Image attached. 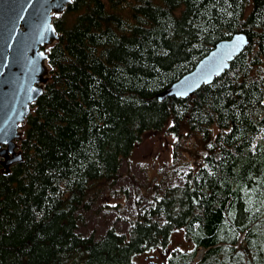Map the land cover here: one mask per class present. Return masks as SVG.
Returning <instances> with one entry per match:
<instances>
[{"label":"trees","instance_id":"16d2710c","mask_svg":"<svg viewBox=\"0 0 264 264\" xmlns=\"http://www.w3.org/2000/svg\"><path fill=\"white\" fill-rule=\"evenodd\" d=\"M53 24L22 159L0 170V264H136L175 228L192 247L165 264H264V0H70ZM237 31L249 42L228 68L185 97H158ZM163 128L175 158L185 133L202 151L137 198L124 230H82L122 159Z\"/></svg>","mask_w":264,"mask_h":264},{"label":"water","instance_id":"95a60500","mask_svg":"<svg viewBox=\"0 0 264 264\" xmlns=\"http://www.w3.org/2000/svg\"><path fill=\"white\" fill-rule=\"evenodd\" d=\"M69 2L0 0V170L8 171L12 163L22 159L18 144L23 133L21 125L48 80L45 48L58 37L53 17ZM248 42L243 31L217 41L193 69L159 92L158 97L192 94L228 68L230 60Z\"/></svg>","mask_w":264,"mask_h":264},{"label":"rangeland","instance_id":"374dc122","mask_svg":"<svg viewBox=\"0 0 264 264\" xmlns=\"http://www.w3.org/2000/svg\"><path fill=\"white\" fill-rule=\"evenodd\" d=\"M184 135L180 141L181 146L175 143L176 152L180 150L181 155L180 158H175L174 135L165 128L145 132L141 140L122 159L117 182H111L93 200L90 207L83 211L85 223L81 225L82 230L99 234L111 224L124 230L127 226L126 220L134 214L137 198L153 193L157 182L165 184L176 181L177 172L184 162H192L196 154L202 151L201 142L195 134ZM191 247L183 228H175L170 234L168 247L138 253L134 260L136 264H165L172 248ZM199 251H202V255L204 248L197 249L195 260H198Z\"/></svg>","mask_w":264,"mask_h":264},{"label":"snow or ice","instance_id":"6c2138e0","mask_svg":"<svg viewBox=\"0 0 264 264\" xmlns=\"http://www.w3.org/2000/svg\"><path fill=\"white\" fill-rule=\"evenodd\" d=\"M209 147H211V145H209Z\"/></svg>","mask_w":264,"mask_h":264},{"label":"bare ground","instance_id":"6f19581e","mask_svg":"<svg viewBox=\"0 0 264 264\" xmlns=\"http://www.w3.org/2000/svg\"><path fill=\"white\" fill-rule=\"evenodd\" d=\"M234 59V58H233Z\"/></svg>","mask_w":264,"mask_h":264},{"label":"flooded vegetation","instance_id":"af4514ba","mask_svg":"<svg viewBox=\"0 0 264 264\" xmlns=\"http://www.w3.org/2000/svg\"><path fill=\"white\" fill-rule=\"evenodd\" d=\"M1 166V165H0Z\"/></svg>","mask_w":264,"mask_h":264}]
</instances>
